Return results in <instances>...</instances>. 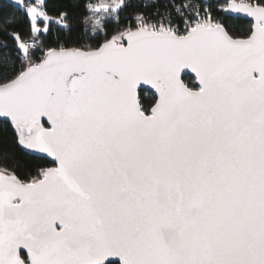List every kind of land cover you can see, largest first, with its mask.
<instances>
[{
	"label": "snow or ice",
	"instance_id": "obj_1",
	"mask_svg": "<svg viewBox=\"0 0 264 264\" xmlns=\"http://www.w3.org/2000/svg\"><path fill=\"white\" fill-rule=\"evenodd\" d=\"M0 264H264V0H0Z\"/></svg>",
	"mask_w": 264,
	"mask_h": 264
},
{
	"label": "trees",
	"instance_id": "obj_2",
	"mask_svg": "<svg viewBox=\"0 0 264 264\" xmlns=\"http://www.w3.org/2000/svg\"><path fill=\"white\" fill-rule=\"evenodd\" d=\"M146 95H149V93H146Z\"/></svg>",
	"mask_w": 264,
	"mask_h": 264
}]
</instances>
